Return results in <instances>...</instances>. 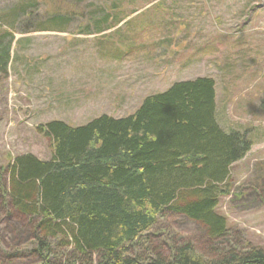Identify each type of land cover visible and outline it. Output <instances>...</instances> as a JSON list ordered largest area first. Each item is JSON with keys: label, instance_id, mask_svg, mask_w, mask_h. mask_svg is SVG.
I'll list each match as a JSON object with an SVG mask.
<instances>
[{"label": "rangeland", "instance_id": "rangeland-1", "mask_svg": "<svg viewBox=\"0 0 264 264\" xmlns=\"http://www.w3.org/2000/svg\"><path fill=\"white\" fill-rule=\"evenodd\" d=\"M4 47L0 264L40 261L38 219L16 209L7 192L17 156L52 157L51 139L38 125L128 116L147 96L199 77L215 81L221 128L251 141L231 166L229 193L217 207L228 237L214 240L204 224L165 210L144 247L167 257L185 245L209 258L235 243L264 250V0H0ZM57 241L52 262L72 261V250Z\"/></svg>", "mask_w": 264, "mask_h": 264}, {"label": "trees", "instance_id": "trees-1", "mask_svg": "<svg viewBox=\"0 0 264 264\" xmlns=\"http://www.w3.org/2000/svg\"><path fill=\"white\" fill-rule=\"evenodd\" d=\"M8 59L4 47L0 68ZM37 130L51 139L52 157L17 156L7 192L16 209L38 219V264H54L59 237L75 260L58 264H264V250L248 243L214 258L188 245L167 257L143 244L165 210L204 224L214 240L228 237L217 207L251 141L221 128L214 79L175 82L128 116L102 114L77 126L52 120Z\"/></svg>", "mask_w": 264, "mask_h": 264}]
</instances>
